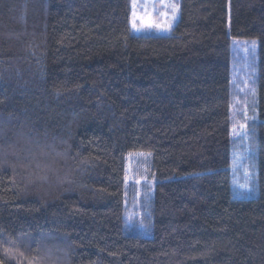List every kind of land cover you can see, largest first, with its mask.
Wrapping results in <instances>:
<instances>
[{
    "label": "trees",
    "instance_id": "obj_1",
    "mask_svg": "<svg viewBox=\"0 0 264 264\" xmlns=\"http://www.w3.org/2000/svg\"><path fill=\"white\" fill-rule=\"evenodd\" d=\"M132 3L0 0V264H264V0H180L168 36L134 34ZM233 40L257 45L250 197ZM134 154L152 187L129 225Z\"/></svg>",
    "mask_w": 264,
    "mask_h": 264
},
{
    "label": "rangeland",
    "instance_id": "obj_2",
    "mask_svg": "<svg viewBox=\"0 0 264 264\" xmlns=\"http://www.w3.org/2000/svg\"><path fill=\"white\" fill-rule=\"evenodd\" d=\"M180 0H133L130 26L136 35L168 36L180 15ZM257 45L251 41H232L233 140L232 185L239 196L255 193L256 167L249 131L255 115V77ZM145 157L134 154L128 158L126 185V222L131 225L145 215L152 182L147 178ZM146 224L142 227L145 230Z\"/></svg>",
    "mask_w": 264,
    "mask_h": 264
}]
</instances>
